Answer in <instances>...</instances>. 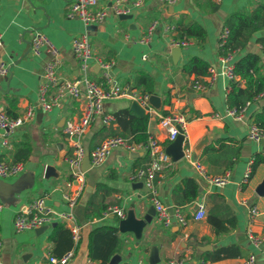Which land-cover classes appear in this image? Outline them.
Listing matches in <instances>:
<instances>
[{"label":"crops","instance_id":"crops-1","mask_svg":"<svg viewBox=\"0 0 264 264\" xmlns=\"http://www.w3.org/2000/svg\"><path fill=\"white\" fill-rule=\"evenodd\" d=\"M69 1L0 0V61L9 68L6 76H0V107L11 117L22 115L28 107L34 110L33 117L10 137L8 147L0 148L1 157L6 162H13L17 155H21L22 146L30 149L28 159L23 161L24 171L16 178L7 177L0 181L13 183L28 173L34 177L33 184L13 200L0 199L3 204L0 211L2 264H48V255H61L70 249L74 254L68 264H96L89 256L90 233L104 227L115 228L114 236L118 240V249L109 257L107 264L114 254L121 255L119 264H150L151 247L158 250L160 260L156 264H198L205 252L211 251L216 255L220 247L229 245L238 247L234 251L236 255L208 260V264H246L251 254L255 256V264H264V242L256 247L246 234L249 226L256 235L264 232V196L255 192L264 177V162L252 171L248 183H241L248 163L256 155L264 153V138L258 142L247 138L249 125L256 123L259 115L264 117V96H254L246 106L242 119L237 120L224 114L232 81L219 76L208 90H195L191 86L197 78L195 73L183 71L184 65L193 57L206 62L208 68H219L223 54L219 36L227 18L236 10L253 11L259 4H264V0H176L173 4L161 0H141L139 7L127 13L132 15L128 19L120 18L111 9L114 0H98V7L106 8L108 12L101 22L87 29L79 19L67 15ZM153 21H157V26L148 34V27ZM192 23L204 29L203 37L184 36L189 44L181 47L178 55H173L176 47L170 45L171 40L180 39L178 29ZM171 25L174 30H170ZM34 30L47 35L57 47L60 58L58 76L80 80V99L60 96L59 103L49 111L39 108L43 66L51 56L46 51L39 55L30 51ZM84 32H87L94 52L113 62L109 70V84L143 94H155L160 98V111L150 103L149 111L142 108L144 115L148 116L147 132L156 136L164 148L168 141L165 131L158 124L160 116L179 111L188 117L183 131L184 157L178 161L171 160L155 179L158 198L169 208L179 209L187 221L184 227L174 219L166 227L154 215L143 228L141 236L136 237L132 232L119 231L120 218L103 215V209L111 205L121 207L125 213L134 205L136 216L142 217L152 205L143 185L137 187L139 181L130 180L136 169L149 162L148 152L142 149L131 152L117 147L103 163L91 165L85 161L81 165L84 182L72 208L81 228L78 243L71 241V234H62L60 228L55 229L57 225L68 229V225L61 221L52 222L40 234L35 230H14V216L22 205L41 196L53 209L67 210L64 193L79 186L73 169L66 162L72 151V141L65 128L79 118L86 90L83 78L88 77L102 86L108 85L102 71L92 69L95 64L84 72L73 54L72 39ZM261 33H257L243 49L233 50L229 62L234 65L245 53H256L260 55V60L254 75L264 79V55L255 40ZM237 82L242 88L246 86L244 79ZM50 92L58 94L59 88H51ZM132 101L128 96L105 99L103 113L114 115L123 109L132 111ZM190 107L200 115L190 118ZM113 131L116 135L128 132L119 123L112 121L104 124L102 116L95 115L81 137L82 145L90 151L102 139L113 135ZM203 135H207L208 141L195 153L193 148ZM194 161L203 164L210 174L228 171L229 182L222 187L209 184L194 168ZM47 164L56 168L58 178H44ZM188 178L196 182L198 195L191 202L176 205L173 192ZM199 203L205 205L206 215L195 220L197 209L193 206ZM251 205H256L259 212L250 223L248 207ZM99 212L103 213L97 217ZM210 213L223 219L228 231L216 235L208 221ZM111 246H114L111 239L106 248L100 236L95 238L96 251L107 252ZM182 259L184 261L180 262Z\"/></svg>","mask_w":264,"mask_h":264},{"label":"built area","instance_id":"built-area-1","mask_svg":"<svg viewBox=\"0 0 264 264\" xmlns=\"http://www.w3.org/2000/svg\"><path fill=\"white\" fill-rule=\"evenodd\" d=\"M167 4H173L176 0H161ZM220 2L221 0H216ZM130 2V3H129ZM141 0H114L111 4V9L117 15H123L131 12L132 9L141 5ZM106 8L98 7V0H70L68 4L67 15L71 18L79 19L84 27L87 29L92 25L101 22L107 14ZM157 26V21H153L148 27V34L152 33ZM170 30H174V26H169ZM229 35L228 28L224 25L219 36V46L222 49L225 41ZM189 44L187 39H172L171 46L184 47ZM2 45V38L0 36V46ZM71 48L74 56L79 61L80 66L84 72L90 69L92 64H98V68L102 71V76L108 83L107 86H102L96 81L83 78L85 83V95L83 106L80 110L79 118L74 123H69L65 131L69 134L72 141V151L70 155L66 157L67 164L73 169V176L78 181L79 186L73 190H69L64 193V200L68 206L67 210L58 211L47 205L44 197H37L34 200L22 205L16 212L13 220V228L16 232H22L25 230H35L40 227L48 226L54 221H61L68 225V229L71 233L72 241L76 244L81 237L80 225L76 222L72 208L76 203L79 191L82 189L84 182V170L81 165L87 156L91 165H99L103 163L111 152L117 147H123L128 151H136L142 149L148 152L150 156L149 162L141 168L136 169L130 180L133 182H141L146 189L147 195L155 209V215L157 220L164 226L169 227L174 219L180 226H185L187 221L184 215L177 208H169L158 198L155 179L158 172L168 164H170V155L165 152V148L160 143V140L153 134H149L146 142H135L129 137H123L120 135H110L102 139L92 150L88 151L82 145L81 137L85 130L89 127L93 117L95 115L102 116V122L109 124L115 121V116L112 114H104L102 104L105 99L128 96L137 101L141 107L146 110H150L148 102L149 95L140 93L134 89L122 87L120 85L111 83L109 70L113 64L112 61H107L96 54L92 48L87 32L72 39ZM30 51L34 55H39L42 51H46L50 54L51 58L45 62L42 72V81L39 85L38 106L43 111H49L52 107L59 103L60 96H66L73 99H80L82 96L80 89V80L61 79L58 76L57 68L60 63L59 52L57 47L48 38L47 35L41 31L34 30L30 39ZM233 51H226L220 56L221 65L219 68L212 66L207 69V73L199 78H195L191 82L192 88L195 90L206 91L216 81L219 76L226 77L230 81H241L234 71V65L229 61L232 58ZM145 57V55H143ZM8 66L0 61V76H6L8 73ZM51 88H59L58 94L50 92ZM257 96H264V89L257 94ZM249 104L247 101L242 107H227L225 109V115L231 116L234 119H242L244 110ZM34 114L32 107H28L25 112L17 117H10L0 107V148L8 147L10 137L17 131V129L26 121H29ZM219 116V114H216ZM188 122V117L183 112L175 111L160 116L158 124L165 131L166 139L168 143L173 141L179 133V128L184 131V127ZM247 138L252 141H260L264 138V129L259 127L256 123H251L247 130ZM252 163L251 160L243 174L241 183L246 184L249 182L252 175ZM193 166L196 171L202 175L209 184L222 187L229 182L228 171L222 174H210L207 172L205 166L198 161L193 162ZM24 171V163L6 162L2 159L0 154V179L18 175ZM71 184H69L70 186ZM3 204L0 203V211ZM249 210V222L253 221V218L258 214V208L256 205L248 207ZM104 216L114 215L120 219L126 216L125 211L117 206L111 205L106 208L103 213ZM206 215L205 205L203 203L198 204V208L194 214V219L199 220ZM247 237L251 242L259 247L264 242V232L260 235H256L251 229V226L247 227ZM1 241H0V264L1 259ZM264 254V247L262 249ZM74 254L73 249H70L63 254L57 256L50 254L47 257L48 264H68V261ZM182 259L180 262H183ZM127 264V263H124ZM198 264H208L206 260L201 259ZM246 264H255V256L251 254L248 257Z\"/></svg>","mask_w":264,"mask_h":264},{"label":"trees","instance_id":"trees-1","mask_svg":"<svg viewBox=\"0 0 264 264\" xmlns=\"http://www.w3.org/2000/svg\"><path fill=\"white\" fill-rule=\"evenodd\" d=\"M225 26L229 30V35L223 46L222 53L226 51H233L243 49L248 42H250L257 33H261L258 37H255L256 42L261 46L262 54L264 55V4H259L253 11L236 10L227 18ZM178 37L184 39V36H194L196 38H202L204 35V29L197 23H192L186 28L178 29ZM260 55L256 53H245L234 63L235 73L245 80L246 86L242 88L237 81H232L230 91L228 93V107H242L247 101L253 99L254 96L259 94L264 89V79L258 78L254 75L256 72ZM208 65L206 62L199 58H191L183 67V71L188 73H195L199 78L207 73ZM199 112H195L192 107L189 108L188 116L194 118L199 116ZM115 122L119 123L128 132H122L120 136L129 137L135 142H146L149 133L147 132L148 116H139L130 111L129 109H123L114 114ZM11 117V116H10ZM255 123V122H254ZM256 124L264 129V117L259 115L257 117ZM113 135L116 133L113 131ZM22 146L21 155H17L13 162L26 161L28 159L30 149ZM264 162V153L255 156L252 169ZM174 201L176 205H182L193 201L198 195V186L193 179H186L183 182V186H178L173 192ZM105 209V208H104ZM103 209V212H104ZM106 210V209H105ZM103 212L97 213V217H100ZM208 221L211 224L216 235L228 231V228L224 225V220L210 213L208 215ZM61 229V233H67L70 235L68 229L62 225L55 226V229ZM115 228L104 227L102 229H96L90 233L89 242V256L91 260L96 261V264H107L109 257L118 249V240L114 236ZM100 236L101 242L108 247L110 239L113 243L107 252H99L95 250L94 242L95 238ZM71 238V235H70ZM72 241V239H71ZM73 243V242H72ZM112 248V249H111ZM111 249V250H110ZM238 247L229 245L227 247H220L215 255L211 251H207L203 254V259L206 261H214L220 258L234 256L237 253L234 252ZM66 252V251H65ZM54 255V254H53ZM59 256V255H57ZM100 256V257H99Z\"/></svg>","mask_w":264,"mask_h":264},{"label":"water","instance_id":"water-1","mask_svg":"<svg viewBox=\"0 0 264 264\" xmlns=\"http://www.w3.org/2000/svg\"><path fill=\"white\" fill-rule=\"evenodd\" d=\"M132 15L130 14H123L120 15V18L122 19H128L131 18ZM181 48L176 47L173 49L172 53L173 55H178L180 53ZM92 69L98 70V64H95ZM149 103L151 104L152 107H154L157 111H160L161 109V101L160 98L155 95L151 94L149 95L148 98ZM130 109L138 114L139 116L144 115V109L138 104L137 101L133 100L130 105ZM184 140H185V135L184 132L181 128H179V133L176 136V138L168 143L165 146V152L170 155V159L172 161H178L181 158L184 157L185 151H184ZM208 141L207 135H203V137L200 139V141L194 146L193 151L195 153H198L200 148L206 144ZM89 162L88 157L86 156L84 162ZM44 178L48 179L50 177H55L58 178V171L56 168L51 165L47 164L44 169ZM34 181V177L32 174H23L21 175L16 181L13 183H8L4 181H0V199L2 201H11L13 200L16 196H18L25 188H29ZM137 187H142V183L138 182L136 183ZM256 194L259 196H264V177L262 181L257 185ZM193 208L196 210L198 208L197 204H194ZM155 215V209L153 205H150L149 208L146 211V214L143 215L142 217H137L136 212L134 209V205L132 206L131 209H129L126 213V216L122 219L119 220L118 222V228L119 231L122 233L125 232H132L136 237H140L143 228L151 222L152 217ZM44 227H40L35 229V232L37 234H40L44 231ZM209 248V247H207ZM122 257L120 254H114L111 259L109 260L108 264H119L121 261ZM159 257H158V250L156 247H151L150 249V254H149V262L150 264H156L159 262Z\"/></svg>","mask_w":264,"mask_h":264},{"label":"rangeland","instance_id":"rangeland-1","mask_svg":"<svg viewBox=\"0 0 264 264\" xmlns=\"http://www.w3.org/2000/svg\"><path fill=\"white\" fill-rule=\"evenodd\" d=\"M20 174H18V175H13V176H11V177H9V178H16L17 176H19Z\"/></svg>","mask_w":264,"mask_h":264}]
</instances>
